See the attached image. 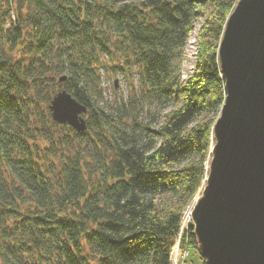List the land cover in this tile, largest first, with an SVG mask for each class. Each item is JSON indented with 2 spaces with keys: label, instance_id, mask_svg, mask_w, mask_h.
<instances>
[{
  "label": "trees",
  "instance_id": "1",
  "mask_svg": "<svg viewBox=\"0 0 264 264\" xmlns=\"http://www.w3.org/2000/svg\"><path fill=\"white\" fill-rule=\"evenodd\" d=\"M236 1L0 0V264H172L178 234L199 252L182 214L208 175ZM106 54L137 73L117 107ZM63 88L87 106L86 129L53 119Z\"/></svg>",
  "mask_w": 264,
  "mask_h": 264
},
{
  "label": "water",
  "instance_id": "2",
  "mask_svg": "<svg viewBox=\"0 0 264 264\" xmlns=\"http://www.w3.org/2000/svg\"><path fill=\"white\" fill-rule=\"evenodd\" d=\"M218 59L226 96L212 127L206 184L191 210L193 233L204 264H264V0L236 1ZM49 108L54 120L86 129L87 106L67 89Z\"/></svg>",
  "mask_w": 264,
  "mask_h": 264
},
{
  "label": "rangeland",
  "instance_id": "3",
  "mask_svg": "<svg viewBox=\"0 0 264 264\" xmlns=\"http://www.w3.org/2000/svg\"><path fill=\"white\" fill-rule=\"evenodd\" d=\"M202 20V18L197 19L195 28L189 35L183 55L180 58V73L181 77L185 79L193 72L197 61V53L199 50L197 32ZM118 64H120V59L115 57L113 58L106 54L104 55V66L100 69L101 83L104 88V102L111 107H117L121 103V100L127 97L130 92L129 88L131 87V83L137 84V73L134 69L124 68V70H121L117 67ZM115 82L117 85H115ZM172 105L173 101L171 100L170 103L157 105L156 109L165 111ZM214 140L216 142L215 137ZM205 184L206 180L205 183H202L195 196L185 207L182 214L181 225H184L182 229L188 227V223H190L189 225L193 223L191 210L196 198L201 194ZM171 260H173V264H204V258L194 247L188 245L187 243L185 247L180 246L179 234L176 236L175 244L171 249Z\"/></svg>",
  "mask_w": 264,
  "mask_h": 264
},
{
  "label": "built area",
  "instance_id": "4",
  "mask_svg": "<svg viewBox=\"0 0 264 264\" xmlns=\"http://www.w3.org/2000/svg\"><path fill=\"white\" fill-rule=\"evenodd\" d=\"M189 215V214H188ZM189 222V221H188ZM190 223H188V225H189ZM184 226V225H183ZM183 226L181 225V229L183 228ZM173 261V260H172ZM172 264H173V262H172Z\"/></svg>",
  "mask_w": 264,
  "mask_h": 264
}]
</instances>
